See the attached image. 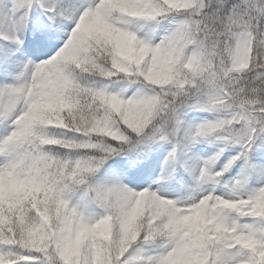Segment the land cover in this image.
Wrapping results in <instances>:
<instances>
[{
  "label": "snow or ice",
  "instance_id": "1",
  "mask_svg": "<svg viewBox=\"0 0 264 264\" xmlns=\"http://www.w3.org/2000/svg\"><path fill=\"white\" fill-rule=\"evenodd\" d=\"M0 264H264V0H0Z\"/></svg>",
  "mask_w": 264,
  "mask_h": 264
}]
</instances>
